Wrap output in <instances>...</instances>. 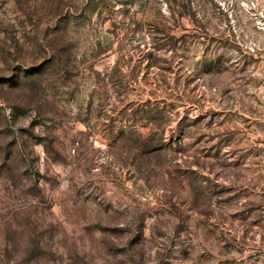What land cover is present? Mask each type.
Here are the masks:
<instances>
[{"label":"rangeland","instance_id":"374dc122","mask_svg":"<svg viewBox=\"0 0 264 264\" xmlns=\"http://www.w3.org/2000/svg\"><path fill=\"white\" fill-rule=\"evenodd\" d=\"M0 264H264V0H0Z\"/></svg>","mask_w":264,"mask_h":264},{"label":"trees","instance_id":"16d2710c","mask_svg":"<svg viewBox=\"0 0 264 264\" xmlns=\"http://www.w3.org/2000/svg\"><path fill=\"white\" fill-rule=\"evenodd\" d=\"M183 8H185L184 10H187V8H188V6L186 7V6H183ZM184 12V14L182 13V16H185L186 15V11H183Z\"/></svg>","mask_w":264,"mask_h":264}]
</instances>
